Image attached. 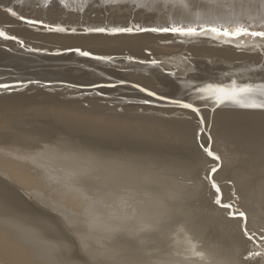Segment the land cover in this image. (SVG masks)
<instances>
[{
  "label": "bare ground",
  "instance_id": "bare-ground-1",
  "mask_svg": "<svg viewBox=\"0 0 264 264\" xmlns=\"http://www.w3.org/2000/svg\"><path fill=\"white\" fill-rule=\"evenodd\" d=\"M11 2L5 3L7 8L21 14V7H18L20 5ZM28 2L30 12L27 15L23 14L25 17L43 20L54 27L74 25L75 21L89 27L104 25L235 27L245 21L264 24V0H200V7H192L191 0H28ZM256 4L260 7H256ZM134 8L141 10L134 11ZM0 30L8 35H16L24 42L22 48L15 41L0 38V83L13 84L17 81L37 80L61 83L50 87L66 86L60 92H45L41 90L43 87H39V90L34 84H30L24 92L14 91L13 94L6 95L4 91L5 94H0V188L13 190V187L10 188L13 184L2 181V174L7 173L14 177L22 188L35 184L52 189L60 208L58 216L68 227L72 225L73 228H69L75 238L84 241L83 251L96 258H102V261H108L109 264H116L123 258L133 262L135 259L131 257L136 251L147 249L143 228L149 223L152 227L154 223L170 216L167 204L172 199L175 200L174 198L178 199L176 188H185L182 179L186 180L189 176L193 177L191 185L194 190L201 189L198 195H201L206 187L213 194L211 205L205 204L210 207V218H222L225 221L224 212H229L214 206V190L207 181L200 179V175L204 174L206 169H210L207 164L212 162L211 158L200 151L198 143L194 140L198 124L194 114L190 110L155 98H148L152 101L148 107L138 106V101L146 97L133 85L146 87L161 95L184 99L185 102L202 108L201 113L211 120L213 126L211 132L214 135V145L222 153V157L220 156L222 168L215 175L216 182L225 179L230 181L232 189L236 191L242 204L252 210L251 213L261 209L255 206L264 198V185H261L263 187L261 189L258 188L260 185H256L257 182L264 180V112L240 107L241 104L264 102V84L253 75L259 71L256 60L251 59L250 63L248 62L250 59L244 58L243 55L227 52L224 53L227 57L233 56L230 65L210 64L208 59H198L192 64H180L182 68L179 67L174 74H165L159 65L132 64L127 63L128 60L127 64H123L122 60L117 59L113 62H102L80 57L74 52L60 51L69 47H81L84 50H91L96 55H116L122 50H127L136 56L141 54L145 47L152 48V51L155 50L154 47L163 50L165 46L155 44L165 38L182 43L196 42L195 44L221 46L229 44H223L220 39L204 36L179 37L171 33L118 36L49 33L39 26L30 28L6 11L0 12ZM248 38L253 44H259L258 41ZM28 48L44 52H30ZM166 50L169 53L170 50L168 51V48ZM48 51L53 54H47ZM157 51L159 53V50ZM163 52L165 54L166 51ZM26 56L35 58L28 59ZM236 57L239 61L234 59ZM262 57L261 62H264V56ZM124 65L127 67L124 68ZM130 72L135 75H130ZM247 76L255 77V85L261 86L260 93L238 94L233 100L225 101L217 107V98L223 95L217 90L220 88L219 83L235 81L239 87L247 83ZM122 80L127 83L121 84ZM93 83L115 87L105 86L96 90L107 94L108 98L87 94L81 97L67 96L85 90L73 87L74 85ZM67 87H72V90ZM232 88L233 85L226 91L230 92ZM26 91L31 93L28 95ZM116 96L122 98H115ZM101 100L115 103L114 106L121 108L123 113L112 112L108 109V104L101 103ZM107 109L111 112H107ZM139 109L151 111L145 115L135 114L143 111ZM31 117L43 119L46 123L32 124ZM59 134H66L67 141L63 142ZM203 140L202 137L200 142ZM226 141L233 143L231 144L234 149L233 156L224 153L223 149L227 146L223 145ZM42 142L45 143L41 144ZM117 142L122 145L128 142L134 146L139 144L154 147V159L157 160L160 171L158 173L163 177L159 183L154 184V192L140 190L138 184H146L148 180L139 177L138 170L136 172L131 163L116 155L110 156L108 150L113 149L112 145ZM185 152L188 157L187 161L183 162ZM245 154L247 157L242 160L238 158ZM123 155H126L125 152ZM29 158L34 161L33 165ZM29 173L37 175V179L34 181ZM85 173L89 176L87 180L82 179ZM177 176L181 179H177ZM218 185L221 189L222 203H228L232 198L227 195L229 192L224 196L223 192L226 191L223 190L229 187H224V183ZM76 209H82L87 213L88 223L85 226L77 228L75 221L68 216L69 211ZM153 220L154 223H151ZM227 220L230 224L233 221L229 218H226ZM33 223L37 225L31 216L18 214L11 206H0V264H81L67 261L69 245L54 239L57 235L55 228L46 223H39L41 230ZM232 230L231 238L234 245L245 248L246 245L236 225ZM156 249L158 250L157 247ZM154 264L164 263L156 261Z\"/></svg>",
  "mask_w": 264,
  "mask_h": 264
},
{
  "label": "rangeland",
  "instance_id": "rangeland-1",
  "mask_svg": "<svg viewBox=\"0 0 264 264\" xmlns=\"http://www.w3.org/2000/svg\"><path fill=\"white\" fill-rule=\"evenodd\" d=\"M9 1H12L11 3H17L18 5H20L18 7H21V14H26L27 15L30 12V4H29L28 0H0V7H1L0 12L1 11L4 12L5 9H7V5L5 3H8ZM139 10H141V8H137L134 11H139ZM80 21H81V19L79 20V22ZM50 25H52V24H50ZM52 26L54 27V25H52ZM64 27H68V28L75 27V28H77L78 33H83L82 30H84V25L78 24V21H75L74 25H64ZM104 27H106V25H104ZM108 27H110V26H108ZM66 33H71V29L69 31H67ZM138 34H141V33H138ZM165 39L162 40L161 42H156V44L154 43L156 46H159V44L162 45V46H165L166 48H163V50H162V48L160 50L159 47H158L159 49L157 47H154L155 50L152 51L153 50L152 48L145 47L144 49H142V52H144V53L141 52V54H136V56H134L135 54L132 55L133 53H131V52L127 51V50H122L123 52L121 51L120 53H118L116 55L115 54H109L108 56H113L117 60H122L123 64H125L126 61H127V59H124V58L128 57V56H133V57H135L137 59L138 58L140 59L143 56L142 58L143 59L146 58L145 60H147V61L155 59V60H157V65H159V66H161L163 68L162 72H164L165 74H168V73L169 74H174L177 71V69H179V67L182 68V66L180 64H184V63L192 64L194 60H198V59H204V60L208 59L207 61L210 64L211 63L212 64H217V63L218 64H225L226 63V65H230V63L233 61V59H232L233 56L231 58L227 57L224 54V53H227V52L238 54V55H243L244 58H247L248 60L250 59V61H248L250 63H251V59L252 60H256V59H253V58H256V56H254L255 54H253V53H251L249 51L250 47L253 45V42L248 37L238 38L237 40L232 41L231 43H229V45H222V46L218 45V44L217 45H207V44H203V43L195 44L196 42L182 43V42H175L171 38H165ZM176 41H180V40L176 39ZM220 41L223 44H225L223 39H220ZM245 42H247V43H245ZM17 44L19 45V43H17ZM193 44H195V45H193ZM169 45H170L171 49H169L170 48ZM172 47H173L174 51H172ZM201 47H206V48H205V50L204 49L202 50V49H200ZM167 48H168V51L170 50L169 53L166 50ZM176 48H178V49H176ZM183 48H186V49H183ZM206 49H208V50H206ZM157 50H159L160 54L158 53ZM164 50L166 51L165 54H163ZM193 50L196 51V53ZM149 51H150L151 55H149ZM155 51H157V52H155ZM40 52L43 53L44 51L42 50ZM61 52L64 53V50H61L60 53ZM46 53L49 54V55L53 54V52H51V51H48ZM66 53H73V52H66ZM152 53H154V54H152ZM144 55H145V57H144ZM147 55H148V58H147ZM26 57L28 59H34L35 58L34 56L33 57L26 56ZM215 58H216V60H215ZM237 58L238 57H236L234 59L237 60ZM262 59H263V57L261 56L260 60H262ZM214 61H215V63H214ZM237 61H239V60H237ZM127 63H129V61H127ZM145 63L150 64L148 62H145ZM252 64H254V61H252ZM126 67L127 66L124 65V68H126ZM170 68H172V69H170ZM130 75H135V74H132L130 72ZM178 77H182V76L178 75ZM246 78H247V83L251 84L252 87H253V91L251 92V95H258L260 93L261 86L255 85V77L247 76ZM39 82H40L39 83L40 85H38V84H34V85L36 87H38L39 90H40L41 87H43V88H41V90L45 91V92H52V91L53 92H60V90H63V87H66L65 85L50 87V85H54V84L55 85H59V84H61V83H58V82H56V83L55 82H49V81H39ZM219 85H220V87L225 88V90H226V89H228L229 86L233 85V83L224 82V83H219ZM71 88L72 87H70V88L67 87V89H69V90H72ZM78 88H80V87H78ZM83 89H85V90H83L81 92H77V94L74 93V95L70 94V95H67V96L68 97L69 96L70 97H77V96L81 97V96H87V95H95V96L97 95V97H99V98H108L107 94L103 93V95H100L99 93H101V92L96 91L97 89H95V90L91 89V91L88 88H83ZM86 89H88V90H86ZM24 90H25L24 87H20L18 89L12 90V92L11 91L10 92H6L5 91V92H6V95H11V94L14 93V91H15V93L16 92L19 93V92H24ZM3 92H4L3 90L2 91L0 90V94L1 95L5 94V92L4 93ZM29 92L31 93V91H26V93L28 95L30 94ZM115 98L121 99L122 97L116 96ZM142 100L143 99H140L138 101V103H137L138 106L140 105L142 107H148L149 105L148 104L147 105L143 104L141 102ZM100 102L101 103H105L106 101L105 100H101ZM106 103L108 104V109H110L112 112L123 113V110H121V108L114 106L115 103H112V102H106ZM83 104H84V106H87L86 103H83ZM133 106H136V105H133ZM200 109H202V108H200ZM110 110H108L107 112H111ZM139 110L140 111L143 110L144 112L141 111V112L135 113V114L145 115L146 113L148 114V112L151 111L150 109H149V111H145V109H139ZM134 112H136V111H134ZM194 116H195V119L198 121L199 117H197L195 114H194ZM206 118H207V116H206ZM207 121L211 125V120H209L207 118ZM9 122H10V120H9ZM36 122H38V123H46V122H44L43 119H35V118L31 117V123L35 124ZM193 122H196V121L193 120ZM212 129H213L212 125H211L210 128H205L204 129V132L202 134V137L204 138V140L207 139L209 133L211 134L212 139L214 138V135L211 132ZM196 131H197V128H196ZM58 136L63 142H65V140L67 141V138H66L67 135L66 134H61V135L59 134ZM226 142L224 143L225 145H223V146H227L226 148L223 149L224 153L225 154H229L230 153L229 156H233L232 153H233L234 149H233V145H231L233 143L231 141H229V142H231V144L228 143V141H226ZM44 143L45 142H42L41 144H44ZM201 143H203V142H201ZM116 144L112 145L111 148H113V149H109L108 150L109 154L111 153L110 156H112V155L115 156L116 155L120 159L122 158L123 160L131 163V165H133L134 168H136L135 169L136 172L138 170L137 175L139 177H145L148 180L147 181L148 184L147 183L146 184L144 183L142 185L138 184V187L140 186L139 187L140 190L144 191V189H145L146 192L147 191H153L154 192V184L156 182L159 183L163 179V177H161V175H159V173H158L159 170H158L157 160L154 159V152H153L154 151V147L150 146V145H144L143 146V145H139V144L134 146L133 144L128 143V142H124L123 145L121 143H118V142ZM214 144H215V142L212 143V145H214ZM115 145L117 146V148H114V147H116ZM228 146L229 147L231 146L232 148H229ZM120 147L124 151H122V149ZM127 147H128V149H127ZM150 147H153V148H150ZM214 147L212 146V148L216 152V154H218L219 156L222 157V153L220 152V150H218V148L215 145H214ZM228 148H229V152L227 151ZM137 149H139V150L141 149V151H139ZM232 149H233V151H232ZM148 150H151V151H148ZM225 150H226V152H225ZM113 151L115 152V154H114ZM143 151H145V152H143ZM200 151L202 152V150H200ZM124 152L126 154L125 156L123 155ZM131 155H133V156H131ZM136 155H138V156L136 157ZM245 155H242V157L238 156V158H240L242 160V158L247 157V154H245ZM138 157H140V158H138ZM187 157H188V154L185 152L184 158H182V161L186 162L187 161ZM234 157H236V156H234ZM150 158H151V161H150ZM29 159H30L29 162L31 163V165H33L34 161L32 160V158H29ZM152 163H153V165H152ZM213 165H214L213 163H208L207 167L211 168ZM203 175L204 174H202L200 176L203 177ZM30 176L33 178L34 181L37 179V175H35V174H30ZM2 177H3L2 181L6 182V183H9V184H13V185H11V187H10V185H6V186H8L10 188L13 187V190L17 191V193L19 195L23 196L25 201H27L28 204L31 207L38 208V209H40V211L42 213L45 214L44 217L41 218V219L46 220V222H44V223H46V225H48V224L51 225V227L55 228V230L57 231V235L54 236L55 237L54 239L62 241L61 243H63V244L69 245V251L67 252V255H68L67 261L68 262L75 261V262H78V263H81V264H107V263L109 264L108 261L104 262V261H102L103 260L102 258H100V259L96 258L94 256L89 255V253H87L86 251L82 250L84 241L75 238L74 235H73L74 233H72V231L70 230L71 228H73V227H71L72 225H69V227H71V228H69L67 226V224H65L63 222V220L58 216L59 215L58 211H59L60 208H59L58 203L55 201V200H57L55 198V196H54L56 194L53 192L52 189H49L48 187L46 188L43 185H35V184L27 185L26 188H22L21 185H19L17 183L16 179L14 177L9 176L7 173L2 174ZM177 177H178L177 179H181V178H179L180 176H177ZM152 180H153V182H152ZM192 180H193L192 176H189L186 180L182 179V182L184 183L185 188H182V189L181 188H176V189H178L176 192L178 193L177 196H179V197H177L178 199L174 198L175 200L172 199L170 202H168L167 207H168L169 213H170L169 217H167L166 219L163 218V219H161L160 221H158L156 223H154V220H153L151 222V223H154L152 227H150L151 224L149 223L143 228V237H144V240L146 242V245L148 244L146 246L147 249L145 251L144 250L143 251L142 250L136 251L132 255V257L130 255L131 258L135 259L133 262H132V260H127L126 258H123V259H126V260L120 259L118 261V263H116V264H124V262H125V264H137V263L138 264H142L141 262H143V261H144L143 264H154V262H156V261L164 263V264H167V263L168 264H174L173 262H175V261H177V262H175V264H177L178 262H179L178 264H181V263H183V264H197V263H199V264H205V263L206 264H250V263L251 264L252 263L253 264H264V243H260L259 245L248 243L245 246V248H240V247L235 246L233 241H232V238H231V234H232L231 231H233L232 228L234 229L235 225H236L237 231H239L238 227H237V224H235L237 222L235 220H233L232 223L230 224L228 222L229 220L226 221V218L228 219L229 216H228V213H225V212H224L225 221L222 218L221 219L220 218H210V215H209L210 207H209V205H211V200L213 201L214 196H213V194H211L209 192V188L206 187V186H205L206 189L205 188L203 189V193L201 195H198V194H200L199 191L201 189L197 188V189L194 190V187H192L193 185H191L192 182H193ZM263 182H264V180L259 181V182L256 183V185H260L258 188H260V189L263 188L261 186V185H264ZM223 183H224V187L227 186V188L228 187L230 188V189L228 188L226 190L225 189L223 190V191H226V192H223L224 196L229 192L227 195H229L232 198V200H230L228 203H233L234 202L236 204V206L240 210L245 211L247 213V215L250 214V215H248V222H249L248 223V227H249V229L251 231H256V232L264 231V198L263 199L261 198L259 204H257L255 206L257 209H259V208H261V209L258 210V211L254 210V212L251 213L252 210L249 209V207H246V206H244V204H242V202L238 198V194L235 193L236 191L232 189L233 185H230L231 182L226 180V179L218 181V184H220V185H223ZM186 185H187V187H186ZM155 186H157V185H155ZM170 186L176 187V185H170ZM207 186H209V185H207ZM210 187H211V185H210ZM179 190H180V192H179ZM53 193H54V195H53ZM204 198H206V199H204ZM208 199H209V201H208ZM176 201H178V202L176 203ZM206 203L209 204V205L206 206L207 205ZM214 206L219 207L221 210H223V208H221L220 206H218L216 204ZM224 210H227V209H224ZM171 213H173V214L171 215ZM86 214L87 213H85L84 210H82V209L71 210V211L68 212V216L71 217L75 221V223L77 225V228L85 226L86 223H88ZM175 216L182 221V224H186L187 227L175 224L174 221L177 219ZM48 218H50V219H48ZM172 218H173V220H172ZM203 218H204L205 222H204ZM49 221H51V222H49ZM171 221H173L172 225H171ZM202 221L204 223H202ZM208 221L209 222L211 221L210 224H209ZM218 221H220V222H218ZM161 223H162V225H161ZM34 225L37 228L42 230V228H41L39 223H37V225L36 224H34ZM154 225H156L158 227H156ZM228 226L231 227V228H229ZM215 227L217 229H215ZM145 228L147 230H145ZM222 229H224V230H222ZM198 231L201 234H199ZM164 232H166V233H164ZM192 232H193V234H192ZM238 233L242 237V232L239 231ZM216 234H218V235H216ZM195 235H196V239H195ZM164 236H166V237H164ZM227 236L230 238V240H229V238ZM161 237H162V240H161ZM163 237L166 240H164ZM168 239L171 242L167 241ZM228 244H229V246H228ZM261 245H262V247H261ZM156 247L158 248V250L156 249ZM164 247L166 249L167 248L168 249L165 250ZM246 248H248L247 250H250V251H253V252H258V253H260V255L259 256H254L252 260L244 262L243 261V257L247 255V252H245ZM209 251L210 252L214 251V252L210 253ZM207 252H209V253H207ZM142 254H143V256H141ZM168 254H169V256H168ZM238 254H240V256ZM146 255H147V257H146ZM160 255H161V258L163 257L162 259L159 258ZM141 257L143 259H141ZM164 258H165V262L166 263L164 262ZM145 259H146V261H145ZM135 261L137 263H135ZM147 261H149V262H147Z\"/></svg>",
  "mask_w": 264,
  "mask_h": 264
},
{
  "label": "snow or ice",
  "instance_id": "snow-or-ice-1",
  "mask_svg": "<svg viewBox=\"0 0 264 264\" xmlns=\"http://www.w3.org/2000/svg\"><path fill=\"white\" fill-rule=\"evenodd\" d=\"M47 6V5H46ZM192 7H200V0H191ZM256 7H260L259 4H256ZM12 17L17 18L19 21L27 24L30 28L37 27L46 30L49 33H66L68 29L62 26H55L45 23L43 20L37 18H27L23 14H18L11 8L5 9ZM131 11V10H130ZM138 33H155V34H167L171 33L173 35L179 37H193V36H204L210 39H223L225 44H229L232 41L237 40L238 38L250 37L254 41H258L259 44H253L249 51L256 56V62L259 64V71L254 72L253 75L257 76L261 83L264 84V62H261L260 57L264 56V24H253L248 23L247 21L243 23H238L235 27H228L221 25L220 27H216L214 25H199L196 27L192 26H113V27H104V26H93L89 27L84 25L83 33H78L77 28H71V34H81V35H103V36H118V35H134ZM211 34V36L209 35ZM0 38L3 40L16 41L19 43L20 47H24V42L19 40L16 35H8L4 31L0 30ZM30 52L40 51V49L36 48H28ZM65 52H74L80 57L89 58L96 61L102 62H113L116 58L108 55H96L91 50H84L81 47H69L64 49ZM149 55L151 53L149 52ZM130 63H138L144 64L148 62L153 66L157 65V60L152 59L150 61H146L145 59H137L133 56L125 57ZM39 81L36 80H28V81H17L14 84L0 83V90L10 92L12 90L18 89L20 87L27 88L30 84H39ZM121 84L127 83V81H120ZM105 86L115 87V85H103V84H89V85H81V86H73L80 88H88V89H100ZM133 87L138 88L141 93L145 94V99L141 102L143 104H150L152 101L148 98H155L159 101H166L171 105H175L181 109L190 110L191 113H194L197 117H199L197 124V131L194 133V140L198 143L199 149L202 150V153L211 158V162L214 164L210 169H206L203 177L200 179L202 181H207L211 185V189L214 190L215 200L214 203L220 206L223 209L229 210L228 216L232 220L237 221L238 230L242 232V241L245 245L248 243H252L255 245H259L260 243H264V231L256 232L251 231L248 227V215L245 211L240 210L236 204L233 203H222L221 200V189L218 183L215 180V175L218 174L220 169L222 168L221 157L216 154V152L212 148L213 139L211 134L209 133L206 140L201 143L202 134L205 128H210L211 125L208 123L206 116L201 113V109L198 106H194L192 103L185 102L184 99H177L174 97H170L167 95H161L157 92L150 90L146 87L140 85H133ZM223 95L217 98L216 106L222 105L225 101L233 100V98L238 94L250 93L253 91V87L249 83H244L242 86L237 87L236 82L233 81V88L231 91H226L224 88L220 87L217 89ZM103 95V93H99ZM241 108L249 109V110H259L260 112H264V102L260 103H251V104H241ZM215 111V108H213ZM89 178L88 174L85 173L82 179L87 180ZM0 206H11L18 214H27L33 218L37 223H44L46 220L41 219L44 217V213L40 211L38 208L31 207L27 201H25L16 191L14 190H4L0 188ZM50 219V218H48ZM175 224L182 225L187 227L186 224H182V221L177 218L174 221ZM247 255L243 257V261H250L254 256H259L260 253L253 252L247 250Z\"/></svg>",
  "mask_w": 264,
  "mask_h": 264
}]
</instances>
